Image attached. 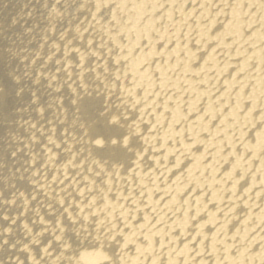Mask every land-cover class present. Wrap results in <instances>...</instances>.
I'll return each instance as SVG.
<instances>
[{"label":"bare ground","instance_id":"obj_1","mask_svg":"<svg viewBox=\"0 0 264 264\" xmlns=\"http://www.w3.org/2000/svg\"><path fill=\"white\" fill-rule=\"evenodd\" d=\"M0 264H264V0H0Z\"/></svg>","mask_w":264,"mask_h":264}]
</instances>
